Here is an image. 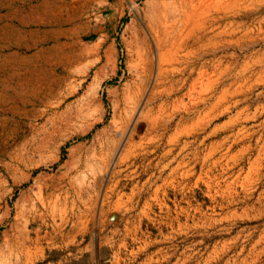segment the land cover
Instances as JSON below:
<instances>
[{"label": "rangeland", "instance_id": "obj_1", "mask_svg": "<svg viewBox=\"0 0 264 264\" xmlns=\"http://www.w3.org/2000/svg\"><path fill=\"white\" fill-rule=\"evenodd\" d=\"M241 1L198 28L173 0H0V264H264Z\"/></svg>", "mask_w": 264, "mask_h": 264}, {"label": "bare ground", "instance_id": "obj_2", "mask_svg": "<svg viewBox=\"0 0 264 264\" xmlns=\"http://www.w3.org/2000/svg\"><path fill=\"white\" fill-rule=\"evenodd\" d=\"M241 0H173L185 16L196 20L198 28L205 22H214L227 17V13L239 8ZM256 1V0H255ZM242 2V1H241ZM172 3V2H171ZM255 3V2H254ZM173 4V3H172ZM172 4L170 6H172ZM163 5V4H162ZM174 5V4H173ZM162 7V6H161ZM176 7V8H177ZM157 8V7H156ZM173 9V7H171ZM166 9V8H165ZM163 10V8H162ZM157 11V10H156ZM164 11V10H163ZM162 11V12H163ZM167 11V10H166ZM237 11V10H236ZM161 12V13H162ZM181 12V13H182ZM168 13V12H167ZM169 14V13H168ZM173 14V13H172ZM163 15V14H162ZM156 16V15H155ZM169 16V15H168ZM176 16V15H175ZM179 16V15H178ZM184 17V16H183ZM158 18V17H157ZM171 18V17H170ZM180 18V17H179ZM191 18V19H192ZM173 19V18H172ZM186 19V18H185ZM154 20V19H153ZM169 20V19H168ZM192 21V20H191ZM190 22V21H189ZM207 22V23H208ZM159 23V22H158ZM185 23V22H184ZM154 24V23H153ZM186 25V24H185ZM194 25V26H195ZM196 26V27H197ZM170 28V27H167ZM166 29V28H165ZM192 29V28H190ZM189 29V30H190ZM169 30V29H168ZM163 31V30H162ZM193 31V30H192ZM191 31V32H192ZM188 32V31H187ZM190 33V32H189ZM212 33V32H211ZM226 33V32H225ZM157 34V33H156ZM191 34V33H190ZM194 34V33H193ZM219 34V33H218ZM163 40V39H162ZM161 42V41H160ZM182 43V42H181ZM179 46V45H178ZM181 46V45H180Z\"/></svg>", "mask_w": 264, "mask_h": 264}]
</instances>
